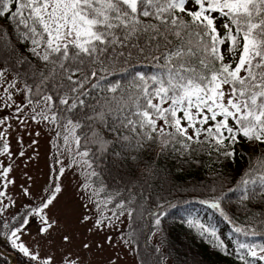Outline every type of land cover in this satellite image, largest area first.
<instances>
[{"label": "snow or ice", "instance_id": "snow-or-ice-1", "mask_svg": "<svg viewBox=\"0 0 264 264\" xmlns=\"http://www.w3.org/2000/svg\"><path fill=\"white\" fill-rule=\"evenodd\" d=\"M42 132L53 155L34 192L15 173ZM157 148L246 155L226 191L217 176L199 201L234 235L186 223L235 264H264V239L247 241L264 238V0H0V241L26 264H96L106 250L103 264H167L159 246L140 252L144 228L160 235L167 215L144 195ZM69 174L78 203L58 209Z\"/></svg>", "mask_w": 264, "mask_h": 264}, {"label": "trees", "instance_id": "trees-1", "mask_svg": "<svg viewBox=\"0 0 264 264\" xmlns=\"http://www.w3.org/2000/svg\"><path fill=\"white\" fill-rule=\"evenodd\" d=\"M238 148L244 154L250 152L247 145L241 144ZM144 162L153 170L144 195L148 198L149 204L152 200L162 199L165 202L167 215L163 219V232L160 235L149 239L148 228H144V235L139 236L141 254L145 251L150 252L154 246H159L166 253L170 264H235L234 258L225 257L214 250L194 230H190L186 221L199 219L215 226L225 237L234 235L230 225L199 201L206 198V187L212 184L217 176L228 178V182L224 185L226 191L229 182L236 181L245 168L246 155L243 158L237 157L235 163H230L218 161L215 156H209L204 148L187 156L169 151L161 155L157 148L146 152ZM140 168L143 170V165ZM229 200L234 205L235 195L229 194ZM235 215L238 223L244 221L239 208ZM146 221L147 217L145 223ZM127 223L126 221V225ZM125 230H127L126 227ZM239 238L245 239L242 236ZM262 239L264 238L260 236L248 237L247 241L259 243ZM0 251L5 253L0 256V261H5L6 264H26L25 258L11 250L3 241H0ZM152 255L155 258L159 254ZM135 259L138 262L139 257Z\"/></svg>", "mask_w": 264, "mask_h": 264}, {"label": "rangeland", "instance_id": "rangeland-1", "mask_svg": "<svg viewBox=\"0 0 264 264\" xmlns=\"http://www.w3.org/2000/svg\"><path fill=\"white\" fill-rule=\"evenodd\" d=\"M25 142H30L29 138L25 136ZM14 150H15V141H13ZM39 155L38 157L33 160L30 164H28L27 169H17L15 176L18 183L23 182V171H27L29 175H31L35 181L33 186V191H38L42 186H44L48 180L49 174V164L51 162V157L53 155V150L49 144V137L46 132H42L41 136L39 137ZM32 153L29 152V155ZM76 183V177L72 174H69L65 179V184L68 185V189L65 194L60 198V203L57 205V208H62L66 204L68 207H75L78 203L72 198V193L74 190V185ZM55 211V210H54ZM126 225V221H125ZM125 227V226H122ZM75 233V244H79L81 242V232L82 229H79L77 226L73 225L71 229ZM111 255L110 251H105L103 256H96V257H89V259H94L96 264H103L104 259ZM121 264H137L135 256H125V258L121 261ZM167 264L170 262L167 260Z\"/></svg>", "mask_w": 264, "mask_h": 264}]
</instances>
